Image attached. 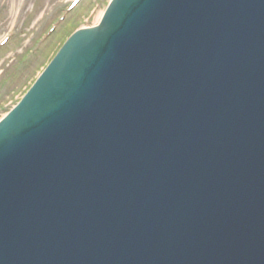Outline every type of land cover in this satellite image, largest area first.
I'll return each mask as SVG.
<instances>
[{"label":"water","instance_id":"obj_1","mask_svg":"<svg viewBox=\"0 0 264 264\" xmlns=\"http://www.w3.org/2000/svg\"><path fill=\"white\" fill-rule=\"evenodd\" d=\"M0 264H264V0L79 31L0 124Z\"/></svg>","mask_w":264,"mask_h":264},{"label":"rangeland","instance_id":"obj_2","mask_svg":"<svg viewBox=\"0 0 264 264\" xmlns=\"http://www.w3.org/2000/svg\"><path fill=\"white\" fill-rule=\"evenodd\" d=\"M68 1L0 0V39L11 29L19 31L15 40L0 52V117L19 101L67 33L78 26L96 24L109 0H86L53 38L36 54H30L38 36L51 22L50 11L56 5L64 7Z\"/></svg>","mask_w":264,"mask_h":264},{"label":"bare ground","instance_id":"obj_3","mask_svg":"<svg viewBox=\"0 0 264 264\" xmlns=\"http://www.w3.org/2000/svg\"><path fill=\"white\" fill-rule=\"evenodd\" d=\"M85 1H86V0H83V1L79 4V6L77 7L76 11H78V10L80 9V7L83 5V3H84ZM72 15H74V14H72ZM101 15H102V13L99 14V19H100ZM99 19H98V20H99ZM67 21H68V20H67ZM66 23H67V22H66ZM60 29H61V28H60ZM60 29H59V30H60ZM59 30H58V31H59ZM58 31H57V32H58ZM57 32H55V33L57 34ZM56 34H55V35H56ZM55 35H54V36H55ZM14 40H15V39H14ZM11 43H12V42H11ZM11 43H9V44H11ZM9 44H8V45H9ZM8 45H7V46H8ZM7 46H6V47H7ZM6 47H5V48H6ZM5 48H3V49H5ZM3 49H2V50H3ZM2 50H1V51H2ZM1 51H0V52H1Z\"/></svg>","mask_w":264,"mask_h":264}]
</instances>
